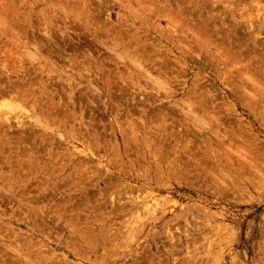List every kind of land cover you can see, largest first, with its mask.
<instances>
[{
	"label": "rangeland",
	"instance_id": "rangeland-1",
	"mask_svg": "<svg viewBox=\"0 0 264 264\" xmlns=\"http://www.w3.org/2000/svg\"><path fill=\"white\" fill-rule=\"evenodd\" d=\"M0 264H264V0H0Z\"/></svg>",
	"mask_w": 264,
	"mask_h": 264
}]
</instances>
